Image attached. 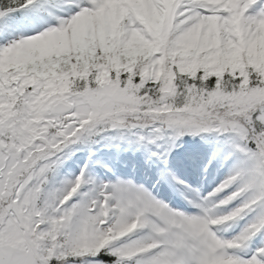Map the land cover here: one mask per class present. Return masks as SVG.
<instances>
[{
	"label": "snow or ice",
	"instance_id": "obj_1",
	"mask_svg": "<svg viewBox=\"0 0 264 264\" xmlns=\"http://www.w3.org/2000/svg\"><path fill=\"white\" fill-rule=\"evenodd\" d=\"M0 264H264V0H0Z\"/></svg>",
	"mask_w": 264,
	"mask_h": 264
}]
</instances>
